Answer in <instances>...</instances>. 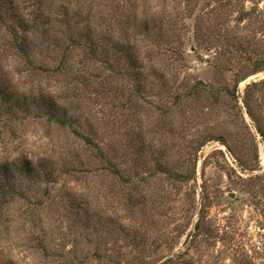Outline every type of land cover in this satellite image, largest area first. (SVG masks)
Returning <instances> with one entry per match:
<instances>
[{
	"label": "rangeland",
	"instance_id": "obj_1",
	"mask_svg": "<svg viewBox=\"0 0 264 264\" xmlns=\"http://www.w3.org/2000/svg\"><path fill=\"white\" fill-rule=\"evenodd\" d=\"M22 159L0 264H264V0L8 2L0 164Z\"/></svg>",
	"mask_w": 264,
	"mask_h": 264
},
{
	"label": "trees",
	"instance_id": "obj_2",
	"mask_svg": "<svg viewBox=\"0 0 264 264\" xmlns=\"http://www.w3.org/2000/svg\"><path fill=\"white\" fill-rule=\"evenodd\" d=\"M0 8L4 11V7L8 2H12V0H0ZM9 29L12 28V26H8ZM16 33H14V36ZM13 45L14 47L23 55L29 54L26 47L28 46V40L24 35H19L16 38H13ZM47 98V97H46ZM41 100V99H40ZM42 107L45 109V113L47 114V118L53 122H55L60 127H67L70 129V131L79 139L83 141V143L99 158H105L103 152H101L98 145L93 142L92 138L89 134L84 133L82 130H80V124L77 122V118L73 116L71 108L65 104V106H59L54 100V98H48L42 99L41 101ZM79 127V128H78ZM41 163H33L30 160L22 159L18 161L16 164V167L12 170L7 164L2 163L0 164V197L3 198L0 201V207L6 205L9 201V198L5 196L7 193L4 189V185L8 183L9 186H14L15 181L18 183L20 177L24 176L26 178L39 176V165ZM39 166V167H38ZM49 169L46 170V167H41L40 172H44V175L46 176L49 172ZM115 173H117V170H113ZM17 189L13 190L15 194H19L16 192ZM6 192V193H5ZM13 192V193H14ZM14 194V195H15ZM166 264H169L168 261Z\"/></svg>",
	"mask_w": 264,
	"mask_h": 264
}]
</instances>
